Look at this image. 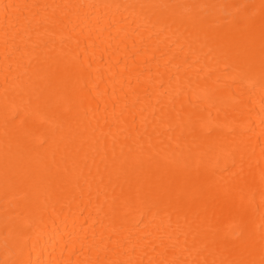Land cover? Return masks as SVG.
I'll return each mask as SVG.
<instances>
[{
  "label": "bare ground",
  "instance_id": "1",
  "mask_svg": "<svg viewBox=\"0 0 264 264\" xmlns=\"http://www.w3.org/2000/svg\"><path fill=\"white\" fill-rule=\"evenodd\" d=\"M0 264H264V0H0Z\"/></svg>",
  "mask_w": 264,
  "mask_h": 264
}]
</instances>
